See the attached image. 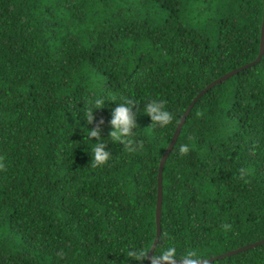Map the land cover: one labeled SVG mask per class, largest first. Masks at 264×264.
Listing matches in <instances>:
<instances>
[{
	"label": "trees",
	"instance_id": "obj_1",
	"mask_svg": "<svg viewBox=\"0 0 264 264\" xmlns=\"http://www.w3.org/2000/svg\"><path fill=\"white\" fill-rule=\"evenodd\" d=\"M263 21V0H0V264H150L162 157L194 99L258 58ZM122 95L141 109L136 151L109 142L92 168L85 103ZM152 98L176 113L166 128L142 112ZM115 106L95 110L102 136ZM263 239L264 57L188 116L157 248L209 260ZM144 245L147 258L127 257ZM207 264H264V244Z\"/></svg>",
	"mask_w": 264,
	"mask_h": 264
},
{
	"label": "clouds",
	"instance_id": "obj_2",
	"mask_svg": "<svg viewBox=\"0 0 264 264\" xmlns=\"http://www.w3.org/2000/svg\"><path fill=\"white\" fill-rule=\"evenodd\" d=\"M107 100L116 102V106L111 109V118L108 121L110 130L105 137L101 134L104 120L103 118L96 120L95 110L104 107ZM137 104L132 98L123 95L111 99L100 96L86 101L83 108L84 118L88 124H94L93 127H85L87 131L83 129L84 137L92 142L90 144V166L92 168L102 166L111 159L112 153L108 147L109 142L123 144L129 152L136 151L135 138L138 135L137 129L139 126L136 117L137 113L141 111L139 108L134 111ZM142 112L151 117V124L154 127L162 129L176 119V113L167 106V101L162 98H152L145 102ZM194 147V144L181 143L177 151L181 155H187ZM4 167L5 165L0 162V169ZM250 173V168H241L238 178L246 183L250 178ZM230 227L229 224L225 223L223 230L227 231ZM149 251L147 245L132 247L128 249L127 257L142 261L147 258ZM178 260L180 264H204L203 251L195 247L178 249L176 244L169 240L166 243L162 242L159 248L155 247L150 264H177Z\"/></svg>",
	"mask_w": 264,
	"mask_h": 264
},
{
	"label": "water",
	"instance_id": "obj_3",
	"mask_svg": "<svg viewBox=\"0 0 264 264\" xmlns=\"http://www.w3.org/2000/svg\"><path fill=\"white\" fill-rule=\"evenodd\" d=\"M264 3V0H263ZM264 57V21H263V27H262V37H261V50H260V54L258 56V58L240 68H237L229 73H227L226 75L222 76L221 78L215 80L214 82H212L211 84L208 85V87L206 89H204L195 99L194 101L190 104L189 108L187 109V111L185 112L184 116L182 117V120L179 124V126L176 129V132L174 134L173 140L170 143V145L168 146L165 154L162 157L161 160V164H160V170H159V187H158V204H157V236H156V240L154 242V245L150 251L149 254V259H151V256L154 254L155 251V247H158V244L161 240V235H162V220H163V203H164V172H165V167L167 164V161L170 157V155L172 154L176 144L179 141L180 135L182 133V130L186 124V121L188 119V116L190 115L191 111L193 110L194 106L196 105V103L208 92L210 91L212 88L216 87L217 85L221 84L222 82H224L225 80H228L229 78L239 74L240 72L251 68L255 65H257L258 63H260L262 61ZM264 244V239L260 240L258 242H254L252 244L240 247L238 249L235 250H231L225 254L219 255L215 258H211L209 260H203L204 264L207 263H212L215 262L218 259H222L228 256H232V255H236L251 249H254L260 245ZM177 264H180L179 260L177 261Z\"/></svg>",
	"mask_w": 264,
	"mask_h": 264
}]
</instances>
